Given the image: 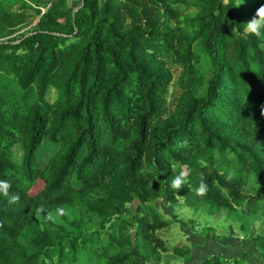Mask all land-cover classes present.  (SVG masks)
<instances>
[{
	"label": "trees",
	"instance_id": "trees-1",
	"mask_svg": "<svg viewBox=\"0 0 264 264\" xmlns=\"http://www.w3.org/2000/svg\"><path fill=\"white\" fill-rule=\"evenodd\" d=\"M261 4L0 0V180L12 185L0 193V264H161L160 198L258 214L264 41L243 24ZM44 143L58 151L41 167Z\"/></svg>",
	"mask_w": 264,
	"mask_h": 264
},
{
	"label": "rangeland",
	"instance_id": "rangeland-1",
	"mask_svg": "<svg viewBox=\"0 0 264 264\" xmlns=\"http://www.w3.org/2000/svg\"><path fill=\"white\" fill-rule=\"evenodd\" d=\"M182 14L194 17L195 9L184 6L177 7ZM30 19H35L34 13H29ZM29 22L32 23L33 20ZM175 26V22H171ZM30 29L29 25L17 35ZM177 79V78H176ZM177 90L171 92V102L177 95ZM57 93L50 89L47 100L55 102ZM58 147L44 143L36 154L41 167H44ZM23 150L20 146L14 150V160L17 164L23 162ZM153 210L169 223V227L160 231L159 237L164 240L170 252L164 254L161 264H204L205 260L217 257L220 262L233 264H264V251L256 244V238L264 230V205L256 215H248L244 211L231 212L228 209L213 210L206 207L190 208L184 201L179 200L171 205L163 198L152 202ZM137 204L132 206V214ZM190 251L185 257L173 254L174 248Z\"/></svg>",
	"mask_w": 264,
	"mask_h": 264
},
{
	"label": "clouds",
	"instance_id": "clouds-1",
	"mask_svg": "<svg viewBox=\"0 0 264 264\" xmlns=\"http://www.w3.org/2000/svg\"><path fill=\"white\" fill-rule=\"evenodd\" d=\"M244 25V31L249 34L255 36L258 40L264 41V4H261L260 7L256 10L255 15ZM183 178L184 174L181 173L179 176H177L173 184L174 186L179 189L183 184ZM11 183L7 180H0V193H2L5 196H9V189L11 188ZM196 192L198 195L206 194L207 192V185L201 181L200 187L196 189ZM19 199L18 195L13 194L10 197L9 202L15 203ZM37 213H41L45 211V208L43 205L39 206L36 209ZM66 214V210L64 207H59L56 209V216L54 217L51 213L48 214V219L55 222L56 217L63 216Z\"/></svg>",
	"mask_w": 264,
	"mask_h": 264
}]
</instances>
